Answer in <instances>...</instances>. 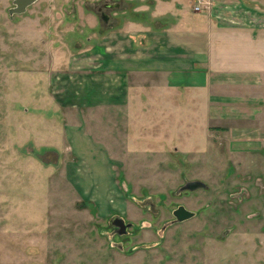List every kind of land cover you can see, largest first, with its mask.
Instances as JSON below:
<instances>
[{"label": "rangeland", "instance_id": "rangeland-1", "mask_svg": "<svg viewBox=\"0 0 264 264\" xmlns=\"http://www.w3.org/2000/svg\"><path fill=\"white\" fill-rule=\"evenodd\" d=\"M105 1L120 4L109 23L93 11ZM151 3L40 0L11 18L0 0V264H264V102L237 120L215 118L243 106L215 88L135 117L54 98L55 74L100 69L112 33L153 29ZM81 131L98 149L74 150ZM193 180L208 189L179 193ZM181 205L196 216L163 231Z\"/></svg>", "mask_w": 264, "mask_h": 264}, {"label": "crops", "instance_id": "crops-1", "mask_svg": "<svg viewBox=\"0 0 264 264\" xmlns=\"http://www.w3.org/2000/svg\"><path fill=\"white\" fill-rule=\"evenodd\" d=\"M188 1L152 0L151 6H142V12L153 11V29L138 26L142 29L136 32L112 33L104 43L109 53L100 69L55 74L56 102L82 112L125 111L134 117L135 107L144 112V107L159 105L167 111L174 106L177 114V109L190 107L199 94L215 88L238 93L236 99L243 104L215 118H258L260 111L251 102H264V0H208L209 7L201 12L194 10V0ZM186 3L189 11L180 8ZM172 12L177 20L166 21ZM83 131L74 150L84 143L98 149L83 139Z\"/></svg>", "mask_w": 264, "mask_h": 264}, {"label": "water", "instance_id": "water-1", "mask_svg": "<svg viewBox=\"0 0 264 264\" xmlns=\"http://www.w3.org/2000/svg\"><path fill=\"white\" fill-rule=\"evenodd\" d=\"M37 0H16L15 4L17 5V9H11L10 10V15L12 16L14 13H18V14H22L26 11V8L30 5H32L33 3H35ZM119 4L118 3H114L112 6L117 7ZM103 20L105 22H108L109 17L105 16L103 18ZM208 185L200 180H193V181H188L184 186H182L179 189V193L182 192H186V191H190V192H194L196 190L199 189H208ZM173 215L175 217V219L165 225L162 230L165 231L167 229L168 226L176 224V223H181L184 221H188L192 218H194L196 216V212L191 211L189 209H187L185 206L181 205L179 206L177 209H175L173 211ZM110 224L115 227L118 228V234L119 235H125L128 233V230L133 226V224L131 223H127L124 218L120 217V216H115L110 220ZM119 248H122V245H118Z\"/></svg>", "mask_w": 264, "mask_h": 264}, {"label": "flooded vegetation", "instance_id": "flooded-vegetation-1", "mask_svg": "<svg viewBox=\"0 0 264 264\" xmlns=\"http://www.w3.org/2000/svg\"><path fill=\"white\" fill-rule=\"evenodd\" d=\"M15 1H16V0H12V6L9 8V14H10V10H11V9H17V8H18L17 5L15 4ZM38 1H40V0H37V1H36L35 3H33L32 5L28 6V7L26 8V11H25L24 13H22V14L14 13L12 16L10 15L11 18H13V17L16 16V15L19 16V15H23V14L28 13V11L31 9V7H32L33 5H35ZM113 4H114V2H108V1H105V2H103V3H101V4H99V5H97V6L94 7L93 11H96V13L99 14V17H100V21H101V22H103V23H109V21L111 20V17H110V14L108 13V11H109V10H112V9H118V8L120 7V4H119L117 7H114V8H113V6H112ZM85 6H86V5H85ZM87 11H89V10L86 9L85 12H87ZM105 16H108V17H109L108 22H105V21L103 20V18H104ZM85 22H86V24L88 23V25H89V19L86 20ZM89 40H90V38H89ZM115 231L118 233V228H115Z\"/></svg>", "mask_w": 264, "mask_h": 264}, {"label": "built area", "instance_id": "built-area-1", "mask_svg": "<svg viewBox=\"0 0 264 264\" xmlns=\"http://www.w3.org/2000/svg\"><path fill=\"white\" fill-rule=\"evenodd\" d=\"M209 4L208 0H194L193 8L195 11L201 12L206 10L209 7Z\"/></svg>", "mask_w": 264, "mask_h": 264}]
</instances>
